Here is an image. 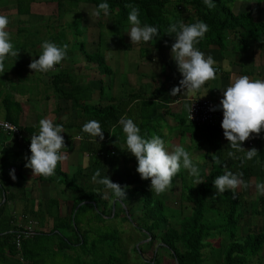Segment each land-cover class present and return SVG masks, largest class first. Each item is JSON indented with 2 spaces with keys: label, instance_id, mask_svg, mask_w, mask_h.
Masks as SVG:
<instances>
[{
  "label": "trees",
  "instance_id": "1",
  "mask_svg": "<svg viewBox=\"0 0 264 264\" xmlns=\"http://www.w3.org/2000/svg\"><path fill=\"white\" fill-rule=\"evenodd\" d=\"M36 1L13 0L16 14L28 15L30 4ZM43 1L55 4L54 20L56 21L61 22L66 13H74L70 21L57 24L60 26L58 30L47 31V41L54 42L58 46L78 45L85 62L93 64L99 74L108 73L110 67L105 62L103 50L97 48V51L87 53L83 49L84 42L76 39L79 35L77 28L82 26L79 23L80 15L74 12L79 4H90L94 9L102 2L110 5V15L107 16L110 18V23L107 27L111 32L105 45H110L114 41L118 45H130L123 40L125 27L129 25L127 17L130 9L125 7L126 4L139 7L141 25L149 24L159 29V36L148 42L155 48L159 45L174 43L172 41L174 34H166L170 23L183 21L185 24H191L197 20L209 26V31L197 45L198 48L223 45L226 32L236 38L238 42L236 45H240L242 49L251 40L259 45L264 44V20L255 21L251 10L233 14L228 6V3L233 0H212L215 5L212 9L205 5L204 0ZM183 12H186L184 16ZM82 28L84 30L85 27L82 26ZM20 31L23 32L25 29ZM36 33L37 29H34V34ZM101 33V31L98 32L96 45L101 39ZM67 34H70V37H67ZM17 38L14 40V45H19V48L15 49L18 56L13 60L15 69L20 74L29 68L33 59H39L41 54L34 50L33 53L37 58L28 60L30 53L25 51V47L30 45L33 48L41 40L38 37L29 40L27 35ZM67 52H70L69 48ZM216 68L219 73L220 69ZM30 72L34 73L31 69ZM32 77L31 83L37 88L38 76ZM43 87H46L44 89L47 91L45 99L55 98L67 105V113L54 122L63 125L64 128L61 135L64 137L66 148L62 151L70 150L75 145L77 151L86 153L87 163L83 167L76 166L70 173L59 169L58 163L54 176L47 179L42 176H33L35 181L50 183L59 198L50 195L45 199L38 197V200L34 202V198L25 197L24 177L21 172L23 159L30 157L31 152L23 150L22 146L23 142L30 144L31 136L38 131L40 102L39 98L33 96L37 101L35 108L31 105V108L38 113L36 122L20 125L18 121L22 110L20 102L12 97L10 91L3 93L0 90L1 105L4 109L2 120L17 126L28 135L18 142L9 133H4L6 137H11L15 141L19 150L0 143L2 144L0 145V264H127L117 230H101L98 229V225L104 220L118 216L117 211L114 210L115 206H118L120 212L127 211L131 203L125 205V199L115 198L103 185L93 182L91 178L97 169L101 172V178L107 175L122 187L127 186L126 199H131L135 195L139 196L141 208L135 216L139 222L137 228L144 233V238H148L146 246L148 247L154 238H158L160 245L169 251L175 264H199L203 258L202 249L205 247L217 251L218 264H250L252 257L258 255L264 244V228L255 231L250 226L245 234L240 235L238 222L243 219L245 212L256 217L264 215V196L257 195L254 201H247L240 191H237L235 196L231 190L222 195L217 194L213 181L218 175L224 174L226 164L227 170L233 173L243 172L244 181L253 176L257 178V182H264L263 146L256 144L249 147L248 150L255 147L258 155L251 161H245L241 166L240 160L227 158V151L231 149L228 148L229 146H220V131L215 123L198 124L188 120L185 114V121L182 118L178 121L183 128L180 134L188 132L190 139L195 143V148L207 150L210 160H208L207 172L201 171L203 183L195 185L194 179L186 181V178L185 180H182V177L179 178L177 199L191 203L189 213L182 214L175 209L168 214L170 207L166 203L165 193L159 196L151 193V180H142L139 174H134L126 166L128 159L134 161L135 157L129 153V156L130 154L132 156L127 158L126 147L122 148L117 139L116 132L120 127L118 121L122 115H125L127 103L136 98L137 94L132 92L125 99L106 97L104 100L100 86L98 94L96 93L97 100L91 102L94 92L88 82L78 81L72 72L59 68V64L56 65L55 71L48 72V80L43 83ZM19 88L16 87L15 90L22 94L23 90ZM34 92L36 91L33 89L31 93ZM26 101L32 104L29 97ZM149 104L151 105L149 102L146 103V105ZM60 109L58 106L54 112ZM152 112L154 113L147 114L139 123L142 127L145 125V133L140 132V135L151 138L150 131L154 130L155 135L162 138V134L155 132L154 125L151 130L148 129V125H151L157 115L156 109L153 108ZM93 119L101 124L104 132L102 141L97 137V142H92L91 138L81 131L83 124ZM113 125H115L114 130ZM79 135H83L82 140L76 139ZM237 155L243 156L244 153H237ZM12 169L15 170V180L9 175ZM17 199L23 202L24 208L20 213L14 214L7 210V204ZM62 199L70 203L64 212L59 211ZM125 216L130 219L129 213ZM48 219H51V225L47 230H42V227H45L44 222ZM92 220L95 221V225ZM29 222L32 223V232L28 235L20 233L23 226ZM162 224L167 226L161 228ZM94 232L96 235L89 238V235ZM215 236L220 238L216 247L210 242V238ZM16 242H19L18 246ZM145 263L148 264L150 261Z\"/></svg>",
  "mask_w": 264,
  "mask_h": 264
},
{
  "label": "clouds",
  "instance_id": "2",
  "mask_svg": "<svg viewBox=\"0 0 264 264\" xmlns=\"http://www.w3.org/2000/svg\"><path fill=\"white\" fill-rule=\"evenodd\" d=\"M204 3L209 9L215 7L212 0H204ZM125 7L130 9L127 17L130 29L127 34L132 45L148 43L159 36L157 27L149 24L141 25L138 6L126 4ZM101 14L105 17L110 15L108 3H99L91 12V15L97 18ZM9 23L7 16L0 15V73L5 72V61L9 56H18L11 41V33L7 31ZM208 31L209 26L201 20L191 24H185L182 21L173 22L166 29V34H175V42L171 45V57L182 75L179 86L171 89L172 96L181 94L182 90V94L186 96L194 95L206 82L216 78V68H214L216 61L210 55L206 57L197 47ZM41 48L42 53L39 59H33L29 64V68L35 73L46 74L55 71L56 65L67 57V44L58 46L54 42L44 41ZM222 95L219 105L210 110L222 109L221 127L231 149L227 151V158L240 160L243 166L245 161H251L258 155L255 147L246 150L242 147V143L259 136L264 130V80L252 79L247 75L236 77L226 89L222 90ZM135 103L139 101H134L133 104ZM192 104L189 107L190 119ZM118 123L125 134L126 151L137 160L136 172L142 180H151V193L159 196L172 189L174 177L181 168L187 170L188 175L194 178L195 185L203 183L200 167L193 162L190 152L184 146H173L171 150H168L165 140L159 135L144 138L140 135L141 129L126 114L120 117ZM114 129L115 125H113ZM81 131L87 134L92 142H97V137L101 141L104 139V132L98 120L93 119L84 123ZM63 132V125L54 123L51 119L44 118L39 121L38 133L31 136V156L25 157V167L32 170L33 176H42L45 179L52 177L56 174L57 164L68 159V153L61 151L66 148L64 137L61 135ZM76 139L82 140L83 135L77 136ZM237 153H244V155L239 156ZM217 163H219L218 158ZM224 167V174L218 175L213 181L217 194L222 195L231 190L235 196L238 189H248L251 186L242 179L243 172L233 173L227 170L226 164ZM9 175L11 179H16L14 169L10 170ZM91 179L103 185L115 198L125 199L127 186L122 187L107 175L101 178L99 169L95 171ZM254 187L257 195L264 196V182H257Z\"/></svg>",
  "mask_w": 264,
  "mask_h": 264
},
{
  "label": "crops",
  "instance_id": "3",
  "mask_svg": "<svg viewBox=\"0 0 264 264\" xmlns=\"http://www.w3.org/2000/svg\"><path fill=\"white\" fill-rule=\"evenodd\" d=\"M8 2L14 4L13 0H8ZM262 2L256 1L254 4H245L246 7H244V10H251L255 21L264 20V1ZM231 11L236 13L233 10ZM240 11H237V13ZM185 14L186 12H183V16ZM226 33L227 35L225 36V42L223 45H208L204 48H198L200 51L204 52L206 57L208 55L212 56V58L216 61L214 67H218L220 71L219 73H216V78L214 80H209L206 82L205 85L202 86L201 90L194 95L186 96L182 94L183 90L181 94H178L177 96H172L170 94L171 89L179 86V81L182 79V75L179 73L177 65L171 57L172 44L159 45L158 48H155L152 45H144L148 44L144 42H141L137 45H105L106 47L103 49L105 62L109 67L115 68V71L113 72L112 68H110L108 73H104L102 75V79L98 80L99 85L96 91L95 88H92L91 86L90 87L94 93H97L98 89H100V86L102 87L104 84L111 90L108 97H113L115 99H125L132 92L137 94L136 98L127 103L125 114L129 115V118L133 119L138 127H141L139 123L142 122L143 117H145L147 114L154 113L152 112L153 108L156 109L155 114L157 115L151 125H148L149 127H152L153 125L155 128L160 125L168 126L170 123L176 126L180 125L178 121L181 119V117L177 118V120L175 117L182 114L185 116L188 100L191 97L207 98L219 104L220 100L223 98L222 90L226 89L234 78L247 75L252 79L264 80V44L259 45L257 42L251 40L249 41V44L245 45V47L242 49L240 48V45H236L238 43L236 38L232 37V35L228 34V32ZM13 59L14 57L9 56V58L5 61V72L0 73V76L3 77L4 82H13L18 84L21 83L23 88L16 86L17 89H23L24 92L22 91L21 95L18 94V90L13 89V87L9 91L11 92L14 99L23 97V99L26 101V98L30 96L29 90L32 86V80H29L28 82V77H32V72H30V69L28 68L19 74V72L15 69ZM30 59V55H28V60ZM34 76L39 77L38 74H34ZM25 86H27V89H29L27 92L25 91ZM37 88L42 91L43 85L42 88H40V85ZM33 89L37 92L36 87ZM45 93L46 92H42L39 98H44L46 95ZM96 93L95 95L92 94L90 100L91 102L97 100ZM103 97L105 100L107 96ZM17 100L19 101V99ZM134 101H139V103L133 104ZM147 102L151 103V105H146ZM65 113H67V111L63 114ZM3 114L4 109L0 100V120L3 119ZM20 116L18 121L21 125ZM57 119L58 117L54 118V122H56ZM222 119L223 111L222 109H219L215 126H217V129L220 131V146L223 147L228 146V141L223 135V129L221 127ZM171 127L173 128H171L167 133L168 136L166 138L162 137V139L165 140L166 148L170 150L171 146H184L185 149L190 152L193 162L200 167L202 173L207 172L209 165L208 160H210L207 153L209 152L205 149H196L195 143L194 141L191 142L188 132L180 134V130L183 129L181 125L180 129H177L175 126ZM37 133L38 131L34 134ZM116 133H118L117 139L119 141V145H121L122 148H125V134L123 133L121 126L119 127V131ZM5 135L6 134L4 133H0V143H2L4 146H8L11 149L16 148L19 150L15 141H13L11 137H6ZM253 135L255 136V134ZM256 144H260L264 147V130L261 131L259 136L243 142L242 147L248 150L249 147ZM62 152L68 153V159L66 161L59 162L58 167L62 171H73L76 166L83 167L87 163L86 153L77 151L75 145L74 148H71L70 150H64ZM129 153L130 152L127 151V158L132 156L131 154L129 156ZM194 157L203 160L206 164L196 162ZM25 163L26 159H23L21 173L24 177L25 197L34 198L33 201L36 202L38 197H40V199H45L50 195L57 196L56 193L51 194L54 191L50 190V188L54 187L50 183L38 182L34 180L32 170L26 168ZM126 166L128 168L132 167L130 170H132L134 174H138L136 172V168L138 166L136 158L134 161L132 159H128ZM180 177L186 178L188 180L194 179L188 175L187 170L181 168L177 176L174 177L172 189H170L168 192H172L174 187H178L177 192H179ZM177 180L179 182L178 185L176 184ZM245 182L249 183L251 186L248 189L241 188L237 191L243 193L244 198H246L247 194H253L252 197L250 199L248 198L247 201H254L255 198L253 197H257L254 196V194H256L254 185L257 183V178L251 176L246 179ZM42 188L46 190L45 193H43ZM69 204L70 203L68 201L64 202L62 199L61 204L59 205V211L64 212V208L66 210V206ZM23 208V202L19 199L14 200V202L11 203L8 202L7 204V210L13 212L14 214L20 213ZM240 221H242V219ZM47 225H51V219H48L44 222V226L46 227ZM43 228L44 227H42V229Z\"/></svg>",
  "mask_w": 264,
  "mask_h": 264
},
{
  "label": "rangeland",
  "instance_id": "4",
  "mask_svg": "<svg viewBox=\"0 0 264 264\" xmlns=\"http://www.w3.org/2000/svg\"><path fill=\"white\" fill-rule=\"evenodd\" d=\"M256 1L262 2L264 0H233L232 2L228 3V6L231 10L237 13V11L244 10V7H246L245 4H249V3L254 4V2ZM0 3H2L0 4V14L7 16L10 21L7 31L11 33V41L13 45H14V40L18 39L17 37L22 38V36L24 35L25 36L27 35L29 40L35 39V37L40 38L41 41L38 42V44H36L35 46H33V48L30 45H27L25 47V51H27V53L28 52L30 53L29 55L31 56L30 57L31 59L34 57L37 58L33 53L34 50H37L42 53L41 45L44 41L48 40L47 31L53 32V31L58 30L60 26L57 24H63L64 21H70L74 14L71 12L66 13L65 17H63V19L60 22V21L54 20L56 7L53 2H45L43 0H37L36 2L31 3L30 12L28 15L16 14L15 5L12 4L11 2H8V0H0ZM75 9H74V12H77V14L80 15L79 23L83 27H85L84 30L82 26H79L77 28V32H79L78 33L79 35L77 36L76 39L82 40L84 42L83 49L87 53L95 52L97 51V48L100 50H103L106 47L105 42L109 40V35L111 32L110 28L107 27L110 23V18L105 17L104 15L103 16L101 15L99 18L92 16L91 12L94 10V8L90 4H79ZM181 9L183 10V8ZM232 13L236 14L234 12ZM21 29H25V31L22 32L20 31ZM34 29H37L36 34H34ZM129 29H130V25L125 27L124 34H123L124 35L123 40L127 43H130V45H132L130 37L127 34V31ZM65 30H67V28ZM99 31L102 32L101 33L102 36H101V39L98 45H96L95 43H97V35ZM67 37H70V34H67ZM172 41L175 42V34H174V39ZM115 43L116 41L110 43V45H118ZM144 45H152V44H144ZM17 48H19V45H14V50L15 49L17 50ZM68 48L70 49V52L69 53L67 52V57L65 60H63L59 64V68H64L72 72V74L75 77H77L78 81L84 80L88 82V84L92 88H95V91H96L99 85L98 80L102 79L101 77H103L102 76L103 74H99L94 69L93 64H88L87 62H85L82 53L78 49V45H68ZM110 68H112L113 72L115 71V68L113 67H110ZM34 74L39 75L38 82H39L40 88H42L43 83H45L48 80V73L46 74L32 73L31 76H34ZM32 79L33 77H28V82L29 80H32ZM0 81H3L2 76H0ZM16 85L23 88V85L21 86V83L18 84V83L3 81V82H0V90H2L4 93L5 91H9L12 87L16 89ZM34 87L35 86H33L32 84L31 89L29 90L27 89V86H25V91L27 92L29 90V93H30L29 99L32 102V104H29L30 102L25 101L23 97L17 98L19 99L21 108H22L21 116H20L21 125L33 124L35 122L36 115L38 113H36L35 110L31 108V105L34 108L36 107L37 101L36 99H34V97L39 98L42 92H47L44 89L46 87H43L42 91L39 88H36L37 92L31 93ZM101 88H102L103 96L108 97L111 91L109 87L103 84ZM38 100L40 102L39 110L43 112V113L40 112L39 120L44 119V118L53 120L54 118H57V117L58 118L63 117L62 116L63 113L67 111L66 110L67 105L64 104L62 100L58 101V99H55V98L54 99L50 98L48 100L45 98H39ZM58 106L61 108V110L54 112V109L57 108ZM179 117H181L182 119L185 118L182 114V115L176 116L175 119L177 120V118ZM171 126H175L177 129H180V125L176 126L171 123L168 126L160 125L157 128L154 127V129L156 133H160L162 134V137L166 138L168 136L167 133L169 132V130L173 128ZM144 127L145 125H143V127L142 126L139 127L140 129H142L141 131L142 133H145ZM148 129L151 130L152 129L151 126L150 127L148 126ZM153 131H150L151 136L155 135ZM191 142H193L192 139H191ZM171 149H172V146L170 147V150ZM194 158L196 162L206 164L204 163L203 160L197 157H194ZM129 169H132V167H130ZM67 172L70 173L71 171L69 170ZM182 180H185V178H183ZM186 181H188V179ZM176 184L177 185L179 184L178 180ZM177 188L178 187H174L172 192H168V191L165 192V197L167 199L166 203L170 207V212L169 211L167 212L168 214H171L173 211H175V209H177L182 214H188L191 203L186 200L179 201L177 199L179 196L177 192L178 191ZM50 190L55 191V189L52 187L50 188ZM45 191L46 190L43 189V193H45ZM51 194H55V192H52ZM252 195L253 194H247L245 199L246 200H248V198L250 199ZM254 196H257V194H254ZM253 198H257V197H253ZM125 201H126L125 205L131 203L130 204L131 206H129L127 211L123 210L120 212L119 211L120 209L118 208V206H115L114 210L117 211L118 216H116L115 218H110V219L104 220L103 222H100L98 225V229H101V230L116 229L117 230L118 236L120 239V245L122 248V252L125 253L124 255H125L127 264H146L145 262H148V261H150V263L148 264H153V263L154 264H175L173 258H171V256L169 255V251L160 245L161 243L158 240V238H154L151 241L150 245L148 247L146 246V241L148 240V238H144V233H142V231L139 228H137L139 222L136 220V216H135L137 211L140 210L141 208L139 196L135 195L131 199L125 198ZM120 208L123 209V206L120 205ZM64 211H65V208H64ZM126 213L127 214L129 213L130 219L127 216H125ZM92 221L94 222V225H95V221L94 220ZM166 226L167 224H162L161 228H165ZM250 226L255 231L260 228H264V215L256 217V215L248 214L247 212H245L244 219H242V221L239 220L238 222V233L240 235L245 234ZM44 228L45 230H47L49 228V225H47ZM44 228L42 230H44ZM95 235L96 233L94 232L89 235V238H93ZM219 240L220 238L218 236H215L214 238H210V242L213 244L212 246L214 247L217 246V243ZM216 252L217 251L215 249H212L209 247L203 248L202 249L203 258L199 264H218L216 262V256H217ZM250 264H264V244L262 246V249L258 253V255L252 257Z\"/></svg>",
  "mask_w": 264,
  "mask_h": 264
},
{
  "label": "built area",
  "instance_id": "5",
  "mask_svg": "<svg viewBox=\"0 0 264 264\" xmlns=\"http://www.w3.org/2000/svg\"><path fill=\"white\" fill-rule=\"evenodd\" d=\"M216 68V67H214ZM216 73H218V69L216 68ZM193 103V104H192ZM192 104V112H191V119L189 114V107ZM219 104L215 101H212L207 98H200V97H191L188 100V108L186 113V118L190 121L196 122L198 124H213L215 123L218 110L211 111V108L218 106ZM0 133H9L11 137H14L18 142L21 141L22 137H28V135L18 128L17 126L11 124L6 120H0ZM23 142V141H22ZM22 149L25 151H30V144L23 142ZM32 223H27L23 226V229L20 233L24 235L30 234L32 231ZM16 246H18V242H16Z\"/></svg>",
  "mask_w": 264,
  "mask_h": 264
}]
</instances>
